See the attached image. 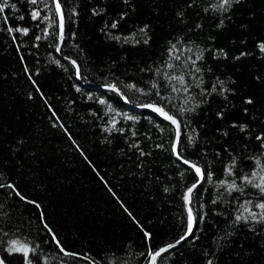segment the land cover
I'll return each mask as SVG.
<instances>
[{
    "label": "trees",
    "instance_id": "1",
    "mask_svg": "<svg viewBox=\"0 0 264 264\" xmlns=\"http://www.w3.org/2000/svg\"><path fill=\"white\" fill-rule=\"evenodd\" d=\"M60 2L63 39L54 0L0 13V257L25 264L19 240L31 264H149L188 228L199 176L175 125L83 81L163 105L202 169L192 234L155 264H264V221L243 211L264 202V0Z\"/></svg>",
    "mask_w": 264,
    "mask_h": 264
},
{
    "label": "snow or ice",
    "instance_id": "2",
    "mask_svg": "<svg viewBox=\"0 0 264 264\" xmlns=\"http://www.w3.org/2000/svg\"><path fill=\"white\" fill-rule=\"evenodd\" d=\"M30 2L32 4H36L37 3V0H30ZM236 3H239L240 0H235ZM54 4H55V12L57 14H59V27H60V37L61 39H63L64 37V13H63V10H62V6H61V2L60 0H54ZM230 5V0H220V3L218 4V9H221V10H227V6ZM8 3H7V0H0V13H3L4 9L6 7H8ZM14 7V6H13ZM94 14H96L94 12ZM39 17V12L38 11H33L32 12V18L33 19H37ZM22 18V17H21ZM112 27L115 28L116 27V24L113 23L112 24ZM146 28L147 26H145L144 29H141V32H144L146 31ZM11 31V29H10ZM17 31H19V29H17ZM24 34H27V29H24L23 30ZM39 39V37H38ZM147 42V41H145ZM259 48H260V51L261 52H264V43L260 44L259 45ZM59 50V49H58ZM241 55H245L244 53H242ZM240 57H236V59H239ZM196 59H200L199 56L196 57ZM73 64H75L76 62L75 61H72ZM193 64H195V60L192 61ZM196 71H199V69L197 68ZM167 75V74H165ZM169 80H172V79H176V80H179L181 83H183V77H168ZM220 84H223V81H219ZM129 87H134V86H129ZM153 87H156V85H153ZM175 90V89H174ZM213 91H215V87L213 88ZM226 91V90H225ZM163 99V97L161 98ZM253 101L251 99L247 100L246 103H249L251 104ZM145 107H148V108H151L153 111H155L156 113H158L160 116H162L165 120L167 121H170L172 125H175L176 127V144L178 145L180 143V123L179 121L172 115H170L168 112H166L162 107H158L154 104H149V105H145ZM242 130H243V127H242ZM258 139H264L262 137H257ZM189 142H191L192 138L189 137ZM173 151L176 153L177 155V158L178 159H181L180 157V154L179 152L176 151V148L174 147ZM183 163L184 164H189V161L188 160H183ZM191 167H193L197 173L198 176L201 177V179H203V172H202V169L200 167H197L195 164H192ZM229 174H231V171L229 170ZM256 174L253 173V177L255 176ZM209 179H210V174H209ZM244 180L249 183V184H252L253 183V180L252 178H249V177H245ZM261 180L264 181V177H261ZM223 183V182H222ZM254 187L256 188H259L260 192L262 194H264V183H260V184H253ZM11 187V186H10ZM196 185H193L192 187H190L188 190H187V193L185 194L184 196V199L186 201V203H191V193L193 192V188H195ZM228 188L230 190H242V189H237L236 185H235V182H233L232 184L228 185ZM19 195V193H17ZM23 198V197H21ZM249 203H251L249 201ZM256 207L260 208V209H264V202H261V203H258L256 205ZM247 210V209H246ZM252 219H256V214L255 213H250ZM236 219L239 221L241 219H244L245 222H247V218L246 217H243L242 215L241 216H237ZM260 221H264V214H261L260 216ZM193 221H194V218H193V214H192V210L191 208L188 209V234H192V228H193ZM148 234L146 233V236ZM53 239H55V237H53ZM181 239H184V237H182ZM180 241H177V243H179ZM57 244L59 245V241H57ZM169 248L171 247H174V245H169L168 246ZM7 251L8 253L11 255L13 253H22L24 258H25V264H31V261L29 260V253L30 252H34L35 250L34 249H29L27 247V245H21L19 244V242L17 240H11L9 241V246L7 248ZM61 251H64L63 248H61ZM167 251L166 248H162L160 249L159 251H157L153 257H152V260H153V264H155V259L157 256H159L162 252H165ZM0 264H4V261L2 259H0ZM209 264H211V261H209Z\"/></svg>",
    "mask_w": 264,
    "mask_h": 264
},
{
    "label": "water",
    "instance_id": "3",
    "mask_svg": "<svg viewBox=\"0 0 264 264\" xmlns=\"http://www.w3.org/2000/svg\"><path fill=\"white\" fill-rule=\"evenodd\" d=\"M64 34H65V17H64ZM60 48H61V44H59V46H58V49H59V53L61 54V51H60ZM62 55V54H61ZM64 58H66V59H69V60H71V61H75L73 58H71V57H66V56H64V55H62ZM76 62V61H75ZM76 65H77V74H78V77H79V74H80V71H79V64L76 62L75 63ZM79 79H80V77H79ZM82 83L83 84H85L87 87H89V88H92V89H97V90H103V89H113V90H116V91H119L120 93H121V95L124 97V99H125V101L127 102V104H129L131 107H134V108H139V109H141V108H148V107H145V105H149V104H154V105H156V106H158V107H162L166 112H168L170 115H172V116H174L173 114H171L163 105H161V104H158V103H154V102H149V103H145V104H131L129 101H128V99H127V97L125 96V94H124V92L118 87V86H116V85H113V84H90V83H87V82H83L82 81ZM175 117V116H174ZM176 118V117H175ZM177 120H178V118H176ZM179 121V120H178ZM180 123V122H179ZM180 135H181V124H180ZM175 148H176V151L178 152V145L175 143ZM181 157V160L183 161V160H185L186 158H184V157H182V156H180ZM186 160H188V159H186ZM189 161V164L188 165H192V164H195L193 161H191V160H188ZM197 167H199L197 164H195ZM203 179H201V177L199 176V180L196 182V183H194L193 185H198L201 181H202ZM193 185H191L190 187H192ZM189 187V188H190ZM188 188V189H189ZM196 188V187H195ZM187 189V190H188ZM194 189V188H193ZM187 190H186V193H187ZM185 193V194H186ZM186 202V201H185ZM186 207H187V210L189 209V208H191L190 207V203H186ZM192 210V209H191ZM192 214H193V218H194V221H193V228H192V231H193V229H194V225H195V217H194V213H193V211H192ZM190 235L188 234V228H187V230H186V232H185V234L182 236V237H184V239H186L187 237H189ZM181 237V238H182ZM181 238H179V239H177V240H175V241H173V242H171V243H168V244H166V245H163V246H161L157 251H159L160 249H162V248H166L167 250L169 249V245H174V246H176V245H178V244H180L184 239H181ZM177 241H180L179 243H177ZM172 248V247H171ZM157 251H155L153 254H152V256H151V259H150V261H149V264H153V260H152V257H153V255L157 252ZM163 253V252H162ZM161 253V254H162Z\"/></svg>",
    "mask_w": 264,
    "mask_h": 264
},
{
    "label": "rangeland",
    "instance_id": "4",
    "mask_svg": "<svg viewBox=\"0 0 264 264\" xmlns=\"http://www.w3.org/2000/svg\"><path fill=\"white\" fill-rule=\"evenodd\" d=\"M262 44V43H261ZM255 176H254V178L256 179V180H258L260 183H262V182H264V181H262L261 180V177H264V167H262L259 171H256L255 172ZM258 203H261V202H258ZM258 203H256V204H249V202H247V203H244L243 204V211L244 212H246V213H255L257 216H261V214H264V209H260V208H258V207H256V205L258 204ZM247 209V210H246ZM18 242H19V244H21V245H27V244H25L24 242H22V241H19L18 240ZM27 247L29 248V246L27 245ZM0 259H2L1 257H0ZM3 260V259H2ZM4 261V260H3ZM4 264H8L7 262H5L4 261Z\"/></svg>",
    "mask_w": 264,
    "mask_h": 264
}]
</instances>
